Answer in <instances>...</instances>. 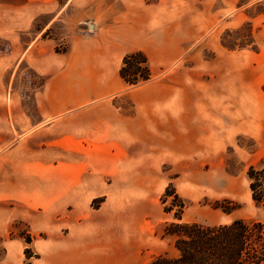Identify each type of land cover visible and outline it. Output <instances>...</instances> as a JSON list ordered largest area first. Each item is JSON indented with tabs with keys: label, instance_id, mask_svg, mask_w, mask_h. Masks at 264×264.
<instances>
[{
	"label": "rangeland",
	"instance_id": "obj_1",
	"mask_svg": "<svg viewBox=\"0 0 264 264\" xmlns=\"http://www.w3.org/2000/svg\"><path fill=\"white\" fill-rule=\"evenodd\" d=\"M69 1L0 0V264H51L66 252L84 264L173 256L163 227L180 202L181 222L264 223L246 177L264 165V0ZM31 10L49 14L30 22ZM109 15L134 40L118 41L113 68L144 53L145 90L108 71L103 83L115 90L77 102L88 114L41 122L40 101L51 111L76 101L62 90L69 80L45 90L51 75L37 71L28 44L54 40L55 54L66 55ZM90 237L110 238L112 253L99 256Z\"/></svg>",
	"mask_w": 264,
	"mask_h": 264
},
{
	"label": "crops",
	"instance_id": "obj_2",
	"mask_svg": "<svg viewBox=\"0 0 264 264\" xmlns=\"http://www.w3.org/2000/svg\"><path fill=\"white\" fill-rule=\"evenodd\" d=\"M75 0H70V3H73ZM94 0H79V7L86 8L90 2ZM102 2L106 1H114V0H97ZM118 0H116L117 2ZM47 6V5H46ZM83 10V9H81ZM86 11V10H85ZM110 13L109 10H107ZM16 22L17 26L23 27V14L24 11L21 9H16ZM20 15L22 16H19ZM49 13L33 11L31 10V18L30 22L34 21L38 16ZM110 16V20L105 23L104 26L95 27V33H88L89 36L83 37V40H80L77 46H71V50L68 54L60 55L55 54L54 52V40L49 39H38V37L31 40V43L28 44V48L26 50V55H30L35 64L37 71H43V73L48 74L49 77L48 82L46 84L45 90H50L53 84L57 81H70L69 85H64L62 90H70V95L75 97V103L70 105L69 109L64 106V103L60 104L62 101L58 102L56 110L51 111L50 108L46 107L42 102L41 105L38 103V113L41 114V122H45V115H52L54 113L58 114L59 112L66 113L68 116L74 115H85L88 114L86 110L88 107H81L77 104L80 98L85 97H93L98 98L102 97L106 94L112 93L115 89V85L113 83H103L104 80L107 79L108 71L110 75L118 78L117 68H113V66L118 63L120 59L119 56V48L118 41H122L123 44L130 43L133 40L132 32L126 27L119 26L118 23H115L116 20ZM55 17L50 19L48 23L40 28L37 31V34L41 35L50 29V26L55 22ZM22 29V28H20ZM94 33L93 36H90ZM54 62H59L62 64L61 69L56 70V66H54ZM79 63L80 66L78 69L75 68V64ZM112 72V73H111ZM78 73V76H76ZM114 74V75H113ZM116 75V76H115ZM78 81V82H76ZM95 82V83H94ZM94 84V85H93ZM117 84V82H116ZM145 84L138 85L133 88L137 90V93H140L145 90L143 88ZM73 91V93L71 92ZM45 94V91L42 95ZM47 95V94H45ZM83 102V101H79ZM70 104V103H69ZM86 237V238H85ZM73 238L76 239L78 244L82 243L87 239L86 234L82 235H74ZM91 239L98 241L97 239L90 237ZM124 240V239H123ZM109 241V243H108ZM100 251L97 253L99 256L103 255L104 250L108 248V253H112V240L110 238H102L99 241ZM121 247L125 249L128 246L127 242H121ZM108 246V247H107ZM96 254V253H95ZM108 255V254H107ZM111 259L109 260L110 264ZM51 264H84L79 263L77 259V254L73 255L66 253H58L56 257H54V261ZM86 264V263H85Z\"/></svg>",
	"mask_w": 264,
	"mask_h": 264
},
{
	"label": "trees",
	"instance_id": "obj_3",
	"mask_svg": "<svg viewBox=\"0 0 264 264\" xmlns=\"http://www.w3.org/2000/svg\"><path fill=\"white\" fill-rule=\"evenodd\" d=\"M118 75L129 86L147 82L151 77L147 57L141 51L126 54ZM246 177L252 201L264 206V165L250 167ZM175 200H178L177 196ZM225 204L230 202L225 201ZM178 207L174 215L176 221L167 223L162 235L170 239L175 254L159 255L148 264H264V223H247L242 219L213 226L186 223L180 221L181 202ZM214 209H221L225 215L235 211L218 202Z\"/></svg>",
	"mask_w": 264,
	"mask_h": 264
}]
</instances>
